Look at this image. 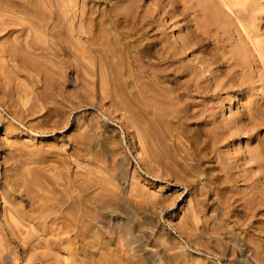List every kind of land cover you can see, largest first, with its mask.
Returning a JSON list of instances; mask_svg holds the SVG:
<instances>
[{
    "label": "rangeland",
    "instance_id": "374dc122",
    "mask_svg": "<svg viewBox=\"0 0 264 264\" xmlns=\"http://www.w3.org/2000/svg\"><path fill=\"white\" fill-rule=\"evenodd\" d=\"M16 1L0 0V264H264V215L254 222L256 238L246 237V217L236 211L232 216L222 203L229 193L230 200L245 198L254 175L264 182V164L256 166L249 160L253 151L264 150V130L240 129L256 111L258 117L254 118L264 122V0H208L215 24L206 29L199 48H182L178 55L181 64L192 68L191 76L199 79L201 94L187 102L196 103L197 111L206 108L207 114L217 113L214 122L220 121V128L222 121L227 129L234 128L228 129L232 136L226 134L212 145L207 127L218 128V122L205 127L201 120L191 118L172 122L177 127L171 130V122L159 121L157 116H165L160 114V88L174 84L169 80H173L174 70L158 82L149 71L158 69L156 56L139 54L136 46L141 41L134 43L146 38L143 45L154 39L178 44L180 36L188 32L183 21L174 23L162 15L165 22L142 39L136 24L113 20L114 13L126 10L139 18L149 16L156 8L154 0H30L38 6L37 12V6L31 10L33 5L28 10L29 0H23L28 6ZM83 28L90 31L88 36ZM116 31L119 35L113 34ZM123 35L133 45L126 48L117 40ZM84 37L99 41L90 43ZM223 50L232 51V58L241 61L239 79L246 88L240 93L225 92L218 107L210 106L213 111L209 103L216 100L212 91L219 86L202 69L199 58L223 60L225 72L240 70L236 62L227 63L229 54L221 55ZM137 59L143 71L136 69ZM114 69L121 75L118 79ZM224 75L222 80H227ZM109 76H115L118 84L114 78L111 83ZM150 84V90L155 88L156 96L160 94L157 103L155 92L149 93ZM182 100L178 101L180 107ZM149 132L154 133L153 138ZM207 143L210 145L203 150ZM155 152L157 157L161 154V161ZM228 162L235 164L228 169L229 177L223 170ZM219 170H223L221 174ZM220 192L225 198L217 197ZM41 193L48 198L42 200ZM96 196L103 200L95 201ZM45 205H55L57 211ZM74 210L86 219L82 221L81 215L78 219ZM53 211L63 218H53Z\"/></svg>",
    "mask_w": 264,
    "mask_h": 264
},
{
    "label": "bare ground",
    "instance_id": "6f19581e",
    "mask_svg": "<svg viewBox=\"0 0 264 264\" xmlns=\"http://www.w3.org/2000/svg\"><path fill=\"white\" fill-rule=\"evenodd\" d=\"M10 1H12V0H10ZM18 1V0H17ZM16 1V2H17ZM19 2V1H18ZM20 2H23V3H25L23 0L21 1L20 0ZM26 2H28V0H26ZM31 2H33V0H31ZM35 2H36V0H35ZM34 2V3H35ZM154 2H155V5H156V8H155V6H154V10L153 11H149V16H147V14H146V16H142V17H140L139 18V16H137L136 14L134 15V11L136 10H134L132 13V15H130L128 12H125L126 10H124L123 12L124 13H121V11L119 12H117V13H112L113 15H114V18L115 19H113V20H122V22H124V21H132V23L133 24H136V26H135V29H137L140 33L139 34H137L138 32H135V34H137L138 36H141V38L143 39V37H145L144 35H147L148 33H149V37L151 36V34H150V31L151 30H153L155 27H159V25H161V22H162V20L164 21V19H162L161 17H163L164 16V18H165V20H172L174 23H176V22H178V21H183V28H186L187 30H188V32L186 33V34H182L181 36H180V39H179V41H178V44L177 43H168L166 40V42L164 41V40H156V39H154V40H147L148 41V43H147V41H146V43L147 44H145L144 43V45H143V41H144V39H146V38H144L143 40H139L138 39V43H136V42H134L133 40H131V38L129 37V36H127V37H129L130 39H128L127 37H126V35L124 36V37H120V36H118V38L119 39H117V40H120V42L121 41H123V43H124V46L126 47V48H128L130 45H133L132 43L134 42L135 44H140L139 43V41H141V45H140V47H137V46H139V45H137L136 46V48H139V54H148L149 53V57L152 55V56H156V61H155V63L158 65V69L156 70V71H154V70H152V69H150L149 71H151L152 72V74L150 75L151 77H156V79H157V81L159 82H161V81H164L166 78L164 77L171 69H172V71L174 72V77H173V80H171V79H169L171 82H173L174 84H170V86L168 87V86H162V88H160V90L161 89H163L162 91H160V93L163 95H160L161 97H162V99H160V96L157 94V96H156V89L155 88H153L152 90H153V93L155 92V99H153V98H151V97H153V95H151V100L153 99L154 101L156 100V102L155 103H157L158 102V100H157V98L156 97H158L159 96V102L161 103V105H162V107L163 108H161V115H162V113L163 114H165V116L164 115H162V116H157V115H155V116H157L158 117V119L159 118H162V120H167V122H175L174 124H176V123H178V121H184V120H188V119H191V118H194V119H196L197 121L196 122H199V120H201V122L202 123H204L205 124V127L206 126H208V125H210V124H212V123H215L214 122V118H216V116H217V113L215 114V113H213V112H208V114L207 113H205L206 112V108H202L203 110H196L195 109V105H196V103L194 104L193 102H187V100L186 99H188L189 97H191V96H194V95H196V94H198V93H200L201 94V92H200V87H199V79L198 78H195V76H191V74H193V70H192V68L189 66V65H184V64H181L180 62H181V60H180V58H179V53L181 52L180 50L182 49V48H188V47H192V46H194V45H196V46H198V48L200 47V42H201V40L203 41V39H205L206 37L204 36V33L207 31L206 29L209 27V25H211V24H215V20H214V16L212 15V11H209V9L212 7L211 6V4H210V2L208 1V0H154ZM23 3H22V5H23ZM34 3L32 4L33 5V7H31L32 5H31V3H30V0H29V2L26 4H24L25 6H28L27 8H28V10H30V7H31V10L33 9V8H35L36 6L34 5ZM213 3V2H212ZM37 4V3H36ZM149 8H150V6H149ZM152 8H151V10H152ZM214 8V7H213ZM129 9V8H128ZM132 9V8H131ZM27 10V11H28ZM34 10V9H33ZM36 10H38V6H37V8H35V11ZM128 11V10H127ZM37 12V11H36ZM130 12V11H129ZM130 12V13H131ZM33 13H34V11H33ZM126 13V14H125ZM128 13V14H127ZM135 13H139V11H136ZM111 14V15H112ZM140 14V13H139ZM161 14V16H159ZM110 15V16H111ZM129 15L131 16L130 18H129ZM163 15V16H162ZM202 15H204V16H202ZM148 18V19H147ZM90 19H93V18H90ZM103 19V18H102ZM101 20V19H100ZM92 21V20H91ZM102 22H104V20H102ZM165 22V21H164ZM91 23V22H90ZM101 23V22H100ZM117 23V22H116ZM93 24V23H92ZM100 25H102V24H100ZM92 26V25H91ZM102 26H104V24L102 25ZM119 26V25H118ZM133 26V25H132ZM212 26V25H211ZM82 27H84V26H82ZM102 28V27H101ZM106 28V27H105ZM115 28H116V26H115ZM117 28H119V27H117ZM84 29V28H83ZM84 30H86V31H84V32H86L85 34H87V36L89 35L88 33L90 32H87V29H84ZM118 30V29H117ZM125 30V29H124ZM128 30V29H127ZM133 29H131V31H132ZM113 31H114V29H113ZM119 31H120V29H119ZM92 33V32H91ZM90 33V34H91ZM113 34H116V35H119V34H117V31H116V33L114 32ZM82 35H84L83 33H82ZM107 35V34H106ZM109 35V34H108ZM105 36V35H104ZM111 36V35H110ZM136 36V35H135ZM83 37V36H82ZM90 37V36H89ZM95 37H98V36H96L95 35ZM114 37V36H113ZM132 37V36H131ZM85 39H86V41H88L89 42V40H90V43L92 42V43H95L96 41H97V38H96V41L95 42H93L91 39H87L86 37H84ZM115 38V37H114ZM134 38V37H133ZM139 38V37H138ZM140 38V39H141ZM110 39V38H109ZM105 40V39H104ZM103 40V41H104ZM113 40V39H112ZM117 40H113L114 41V43H120L119 41L117 42ZM135 40V39H134ZM222 40H224V38L222 39ZM99 41V40H98ZM97 41V42H98ZM110 41V40H109ZM109 41H108V43H109ZM137 41V40H136ZM111 42L112 41H110V44H111ZM177 42V41H176ZM102 42H100V44H101ZM117 44H113V45H116L115 47H117ZM122 44V43H121ZM93 45V44H92ZM102 45H103V43H102ZM118 45H120V44H118ZM202 45V44H201ZM100 47V46H99ZM102 47V46H101ZM100 47V48H101ZM104 47V46H103ZM122 47V46H121ZM120 47V48H121ZM132 47V46H131ZM91 48V47H90ZM94 48H96V47H94ZM105 48V47H104ZM133 48V47H132ZM106 49V48H105ZM105 49H104V51H102V52H104L105 53ZM109 49V48H108ZM122 49H125V48H122ZM194 49H197V48H193V50ZM94 50V49H93ZM97 50V49H96ZM116 50H118V48L116 49ZM132 50V49H131ZM135 50V49H134ZM133 50V51H134ZM108 51V50H107ZM109 51H110V49H109ZM108 51V52H109ZM125 51H126V49H125ZM124 50H123V52H125ZM136 51V50H135ZM196 51V50H195ZM111 53L110 54H112L113 52L112 51H110ZM118 52H121V50L120 51H118ZM129 52V51H128ZM131 53H132V51H130ZM138 52V51H137ZM94 53H97V52H95V50H94ZM107 53V52H106ZM130 53V54H131ZM226 53H227V55H226ZM98 54V53H97ZM118 54V53H117ZM129 54V53H128ZM129 54V55H130ZM228 54H229V56H228ZM108 55H109V53H108ZM113 55V54H112ZM127 55V54H126ZM128 55V56H129ZM132 55V54H131ZM133 55H135L134 53H133ZM221 55H226V56H228V61H227V63H229L230 65L231 64H234V62H236V64L235 65H239L240 67H241V69L239 70L238 68H237V70H232V69H230V70H227V72H225V70H223V69H221L222 68V66H223V60H219V59H213L212 57H211V59L209 58V59H207L206 57L204 58V57H201V58H199L200 59V61H201V63H202V65H203V67H202V69H204V70H208L210 73H211V79H214V81H216L218 84V86L219 87H217V88H219V90H216V89H214L215 91H212L215 95H217V97L215 98L216 100H212L213 102H211V103H209L210 105H209V107L210 106H212V108L214 107V108H216L215 107V105L216 104H219L218 102L222 99V95L226 92V94H227V92L229 91V92H238V93H240V92H242V91H244V89L246 88L244 85H245V81H243V80H241V79H239V77L241 78V71L243 70V66H242V63H241V61L240 60H235V59H233L232 57H234V55H233V52L231 51H222L221 52ZM116 56V55H115ZM122 56V55H121ZM136 56V55H135ZM141 56V55H140ZM98 57L100 58V56L98 55ZM104 57V56H103ZM102 57V58H103ZM107 59H108V57L109 56H105ZM133 57V62H134V59L137 57H134V56H132ZM110 58V57H109ZM113 58H115L114 57V55H113ZM113 58H111L110 60L112 61V59ZM119 58H120V56H119ZM126 57H125V55H124V61L125 60H127V59H125ZM137 58H139L140 59V57L138 56ZM101 59V58H100ZM104 59V58H103ZM118 59V58H117ZM121 59V58H120ZM120 59L118 60L119 62H122V61H120ZM131 59V58H130ZM105 60V59H104ZM109 60V61H110ZM113 60H115V59H113ZM107 61V60H106ZM105 61V62H106ZM110 61V62H111ZM117 61V60H116ZM117 61V62H118ZM136 61V63H137V61H139L138 59L137 60H135ZM113 63H114V61H112ZM111 62V63H112ZM119 62H118V64H119ZM133 62H131V64L133 65V66H135V64H133ZM109 63V62H108ZM112 63V64H113ZM128 64H126V63H124V65L126 64V66H125V68L127 67V65H129V62H127ZM120 64H123V63H120ZM222 64V65H221ZM111 65V64H110ZM114 65V64H113ZM113 65H111V66H113ZM115 65H116V67H118L117 66V63H115ZM137 65L138 66H136L137 68V70L138 69H140V70H142L143 71V68L144 67H142V64L140 65V63L138 64L137 63ZM122 66V65H121ZM142 68H141V67ZM108 67H109V64H108ZM130 67V66H129ZM128 67V68H129ZM113 68H114V66H113ZM110 69V68H109ZM117 69H119L118 71L120 72H118L119 74H121V70H120V68H117ZM117 69H114V70H116V73H117ZM113 70V73L115 72ZM129 70L131 71V68H129ZM111 71H112V69H111ZM127 71V70H126ZM141 71V72H142ZM203 71V70H202ZM127 72H129V71H127ZM112 73V72H111ZM115 73V74H116ZM116 74V75H118V76H116V78L117 77H120L121 75H119V74ZM126 73V72H125ZM131 73V72H130ZM143 73H145V71L143 72ZM150 74V73H149ZM227 75L228 77V79L226 80H222V77H223V75ZM127 75H129V73L127 74ZM132 74H130L129 76H131ZM224 75V76H225ZM128 76V77H129ZM110 77V76H109ZM115 77V76H114ZM113 76L112 77H110L111 78V80H110V82L112 83V78H114ZM131 77H133V76H131ZM185 77V78H184ZM225 78V77H224ZM118 79V78H117ZM219 79H221V80H219ZM135 80H138L137 78L135 79ZM135 80H133V81H135ZM154 80V79H153ZM152 79H149V82L151 81H153ZM113 81L115 82V78L113 79ZM132 81V82H133ZM167 81V80H166ZM116 82H117V84H118V80H116ZM115 82V83H116ZM156 82V81H155ZM154 82V83H155ZM158 82H156V83H158ZM131 83V82H130ZM129 83V84H130ZM134 83V82H133ZM153 83V84H154ZM155 83V84H156ZM163 83V82H162ZM114 84V83H113ZM115 86H116V84H114ZM152 84H150V86H149V93L152 91V90H150V87L152 88V86H151ZM160 85V84H159ZM230 85H232L231 87H230ZM114 86V87H115ZM226 86H229L230 88H227ZM119 86H117L116 88H118ZM153 87H154V85H153ZM161 87V86H160ZM159 87H157V89H158ZM225 89H229V90H227V91H225ZM118 91V90H117ZM116 91V92H117ZM120 91H121V89H120ZM120 91H118V93L120 92ZM150 95V94H149ZM206 95V94H205ZM208 95V94H207ZM227 98V97H226ZM182 99H185V100H182ZM228 99V98H227ZM229 99H232V98H229ZM148 100V99H147ZM152 100V101H153ZM179 100H182V102H184V105L182 106V107H180V104H178V101ZM239 101L240 100V98H237V96L235 97V101ZM209 102H210V100H208ZM181 102V101H180ZM155 103L153 104V105H155ZM205 103V105H206V103H208V102H204ZM230 103H233V101H230ZM182 104V103H181ZM202 104V103H201ZM151 105V104H150ZM204 105V106H205ZM208 105V104H207ZM160 106V105H159ZM217 106V105H216ZM218 107V106H217ZM208 108V107H207ZM210 109H211V107H210ZM158 110V109H157ZM192 110V111H191ZM209 110V109H208ZM211 110H213V109H211ZM210 110V111H211ZM256 110V107L254 108V111ZM155 111V110H154ZM159 111V110H158ZM157 111V112H158ZM189 111H191V112H189ZM213 111H215V109L213 110ZM249 112H251V111H249ZM253 112V111H252ZM251 112V113H252ZM259 113H260V111H258ZM154 113H156V111L154 112ZM257 113V111L255 112V115L258 117V113ZM248 114V113H247ZM246 114V115H247ZM253 114V115H252ZM252 114H249V116H245L246 117V119H248V126L247 125H245V124H243V126H241L242 125V120H243V118H239L238 120H239V122H241V125H239V126H241L240 127V129L241 128H247V127H249V129H247V130H249V131H262V130H264V122H258L257 120L258 119H256V118H254L255 117V115H254V113H252ZM154 116V118H156ZM165 118H164V117ZM154 118H153V120H154ZM167 118V119H166ZM157 119V120H158ZM262 119V118H261ZM152 119H151V122L153 121ZM264 120V119H263ZM155 121H156V119H155ZM159 121L161 122V120L159 119ZM245 121V120H244ZM165 121H163V124H165L164 123ZM218 122V121H217ZM216 122V123H217ZM220 122V121H219ZM219 122H218V128L217 127H215V128H213V127H211V128H209V126L207 127L208 129L207 130H209L208 131V134H207V137H208V140L209 141H212L211 142V145H212V143L214 144H218V142H219V140H221L223 137H225L224 135H228L229 133V131H228V129L230 130V128L231 129H234V128H232V127H230V128H228L227 129V124L226 123H224L223 124V122L224 121H222V128H220L219 127ZM247 122V121H246ZM155 123V122H154ZM168 123V124H169ZM215 123V124H216ZM221 123V122H220ZM156 124V123H155ZM160 124V123H159ZM162 124V125H163ZM167 124V125H168ZM225 124H226V126H225ZM152 125V124H151ZM150 125V126H151ZM161 125V124H160ZM170 126L171 125H173V123L172 124H169ZM245 125V126H244ZM154 126V125H153ZM156 126H158V125H156ZM237 126V125H236ZM155 127V126H154ZM177 127V125L175 126V125H173V129H171L172 127H169L171 130H174L175 128ZM226 127V128H225ZM186 127H184V128H182V131L185 129ZM152 129H153V127L151 128H149V130L150 131H152ZM155 129H156V127H155ZM157 130V129H156ZM176 130V129H175ZM170 131V130H169ZM169 131H168V133H169ZM185 131V130H184ZM236 131V130H235ZM152 132H154V131H152ZM150 133L151 134V137H152V135L155 133ZM187 132V131H186ZM205 132V131H204ZM167 133V134H168ZM233 133V132H232ZM232 133H230L229 134V136H232L231 134ZM157 134V131H156V133L154 134V135H156ZM170 134V133H169ZM172 134H173V132H172ZM158 135V134H157ZM156 135V136H157ZM165 134L163 133V135L162 136H164ZM171 135V134H170ZM166 136V135H165ZM154 137V136H153ZM152 137V138H153ZM169 137V136H168ZM171 137H173V136H171ZM170 137V138H171ZM206 137V138H207ZM150 138V137H149ZM194 138H197V141H199L198 140V137H194ZM196 140V139H195ZM205 140V139H204ZM197 141H194L195 143L197 142ZM208 142V141H207ZM222 142V141H221ZM198 143L199 142H197V145H198ZM209 143V142H208ZM206 144V147L204 146L203 147V150H204V148H208V145H210V144ZM201 145V144H200ZM166 146V145H165ZM174 147V146H173ZM178 146H176V147H174V149L176 150V148H177ZM213 148H214V146H213ZM202 149V148H201ZM216 149V148H215ZM178 150V149H177ZM253 150V149H252ZM255 150V149H254ZM211 151V150H210ZM214 151V150H213ZM216 151V150H215ZM214 151V152H215ZM251 151V150H250ZM156 152H158V151H156ZM156 152L154 153V156H155V154H156ZM159 153H160V151H159ZM158 153V157L157 156H155L156 157V159L158 160V161H161L160 159H159V155H161V154H159ZM162 153V152H161ZM251 152H249V154H250ZM262 153H264V150L263 149H261V150H255V151H253L252 152V154H250V157H249V160L250 159H253L254 161L253 162H255V164H256V166H260V164H264V157H263V154ZM157 155V154H156ZM186 155H187V153H186ZM186 155H184L183 157H185ZM200 155V154H199ZM207 155H210V152H208V154ZM206 155V156H207ZM140 157H142V155L140 154L139 155ZM201 156V155H200ZM181 158L182 159V161H183V159H185L186 157H189V154H188V156H186L185 158ZM161 158V157H160ZM175 159V157H173V156H171V159ZM214 158H215V156H214ZM198 159V158H197ZM206 159V158H205ZM204 159V160H205ZM190 160H191V158H190ZM194 160H195V158H194ZM198 160H200V159H198ZM203 160V159H202ZM201 160V161H202ZM212 161H213V158L211 159ZM215 160V159H214ZM184 161H186V160H184ZM206 161V160H205ZM210 161V160H209ZM212 161H210V162H212ZM215 161H217V158H216V160ZM219 161V160H218ZM251 161V160H250ZM259 161V162H258ZM176 162V161H175ZM178 162V161H177ZM188 163V162H187ZM192 163V162H191ZM190 163V164H191ZM202 163V162H201ZM206 163V162H205ZM205 163L203 164V166L205 165ZM219 163H222V162H219ZM218 163V164H219ZM228 163H230V162H228ZM233 163V164H232ZM232 163H230V165H229V167H224L223 166V164H225V162H223V164H221L222 166H223V170H226L225 171V175L227 176V177H229L228 175H229V173H228V171H230V170H228L229 168H233L234 166H235V164H234V162H232ZM260 163V164H259ZM180 164H182V163H180ZM186 164V163H185ZM194 164V166H195V163H193ZM193 164H191L192 166H193ZM197 164V163H196ZM227 164V163H226ZM226 164H225V166H226ZM259 164V165H258ZM221 165H219V167L221 166ZM188 166H189V163H188ZM233 166V167H232ZM212 167L213 166H211V170H212ZM263 167V166H262ZM193 167H191V169H192ZM206 168H207V166H206ZM222 168L220 167V170H221ZM206 170V169H205ZM204 170V171H205ZM208 170V169H207ZM206 170V171H207ZM219 170V171H220ZM222 170V171H223ZM192 171V170H191ZM222 171H220V174L222 173ZM196 172V171H195ZM202 171H200V173H201ZM208 172V171H207ZM212 172H213V170H212ZM212 172H210V173H212ZM216 172V171H215ZM232 172V171H231ZM219 173V172H218ZM204 174H205V172H204ZM264 174V173H263ZM195 175H193L192 177H194ZM197 176V175H196ZM206 176V175H205ZM211 176H213L214 177V174L212 173L211 174ZM252 176V175H251ZM217 177V176H216ZM218 177H219V175H218ZM218 177L216 178V179H218ZM232 177H233V175H232ZM254 177H256L255 175L252 177V180H253V182L251 183V184H247L248 186H247V189H249V190H247L248 191V193H246V195H245V198L244 197H240L241 199H232L231 198V200H230V193L228 192V191H226L225 193L227 194V192L229 193L228 194V196L229 197H227V200L225 199V201H222V203H223V205L226 207V208H228L229 209V211L232 213V216H233V211H236V212H238L236 215H238V214H242V216L243 217H246V220H245V222L243 221V224L244 225H246L247 226V235H246V237L247 236H249V237H251L253 234H252V228H253V225H255L254 224V222L256 223V221L257 220H260V219H263L262 218V216H260L261 214L262 215H264L263 213H264V186L262 185V184H264V182H261V180H260V178L258 177V178H256V179H254ZM260 177H262V176H260ZM264 177V176H263ZM201 178V177H200ZM231 179V178H230ZM251 179V178H250ZM219 181H220V179H218ZM225 180V179H224ZM223 180V181H224ZM247 180H249V179H247ZM259 180H260V182H259ZM228 181H229V179H228ZM227 181V182H228ZM32 182V181H31ZM222 182V181H221ZM225 182L226 181H224V182H222V183H224L225 184ZM230 183H233L234 181H232L231 182V180L229 181ZM33 183V182H32ZM189 183H191V182H189ZM218 183H220V182H218ZM186 184V183H185ZM227 184V183H226ZM31 185H34L35 186V184H31ZM30 185V186H31ZM189 185V184H188ZM232 185V184H231ZM224 186H226V185H223V187ZM218 187V186H217ZM228 187H229V185H228ZM231 187H233V186H231ZM222 189V188H221ZM220 189V190H221ZM224 189V188H223ZM229 189V188H228ZM234 190H235V188H233ZM236 189H238V188H236ZM226 190V189H225ZM224 190V191H225ZM232 190V189H231ZM230 189H229V191H231ZM233 190V191H234ZM262 190V191H261ZM40 191V190H39ZM222 191V190H221ZM232 191V192H233ZM236 191V190H235ZM235 191L233 192V193H235ZM44 192V191H43ZM223 192V191H222ZM222 192H220L221 193V196L220 195H218L217 197L219 198V197H223L224 196V198H225V195H224V193H222ZM45 193V192H44ZM43 193V194H44ZM243 193V192H242ZM36 194H37V196L39 197V195H38V192H36ZM42 194V193H41ZM42 194V195H43ZM216 194H217V192H216ZM41 195V196H42ZM231 195H232V193H231ZM234 195V194H233ZM232 195V196H233ZM41 196H40V198H41ZM249 196V197H248ZM43 198H42V200L45 198V197H47V196H42ZM215 197V196H214ZM217 197H215V198H217ZM235 198H236V196H234ZM39 198V199H40ZM48 198V197H47ZM79 198V197H78ZM96 198H97V196L95 197V201H99V199L101 200H103V198L101 197V198H97L98 200H96ZM105 198H107V197H104V200H106ZM223 198V199H224ZM229 198V199H228ZM41 200V201H42ZM45 200H49V199H45ZM110 200H112V198L110 199ZM240 200H242L241 202H240ZM50 202H51V200H49ZM48 201V202H49ZM91 202L93 201V200H90ZM48 202H44L45 204L46 203H48ZM104 202H107V200L106 201H104ZM52 203V202H51ZM96 203H98V202H96ZM99 203H100V201H99ZM98 203V204H99ZM103 202L101 201V204H102ZM91 204V203H90ZM89 204V205H90ZM97 204V205H98ZM44 205V204H43ZM94 205H96V204H94ZM41 206H42V203H41ZM46 206V207H45ZM45 206H43V207H45V208H47V207H50L49 205L47 206V205H45ZM82 206V205H81ZM92 206V205H91ZM57 207V206H56ZM98 207V206H97ZM96 207V208H97ZM222 207V206H221ZM51 208V207H50ZM48 209L49 211H52V210H55V205H54V207L52 206V210L51 209ZM79 208V207H78ZM91 208V207H90ZM96 208L94 207V208H92V209H94L95 211H97L96 210ZM223 208V207H222ZM225 208V209H226ZM57 209V208H56ZM224 209V208H223ZM225 209H224V211L223 212H225ZM80 210V209H79ZM84 210V209H83ZM57 210H55V212H56ZM227 211V210H226ZM55 212L53 211V213L55 214ZM74 212H77L76 210H74L73 211V215L75 216H77V214H74ZM84 212H85V215H87L86 214V211L84 210ZM235 212V213H236ZM49 213H51L52 214V212H49ZM49 213H48V215H49ZM83 213V212H82ZM80 214V213H79ZM224 214V213H223ZM228 213H226V215H227ZM72 214H71V216H70V218H72V216H73ZM81 215V214H80ZM79 215V216H80ZM84 215V214H83ZM97 215H99V216H101L100 214H97ZM230 215V214H229ZM234 216V217H236V220H238V216ZM59 216H61L62 217V215H59ZM58 212L54 215V216H52L53 218H55V219H57L58 217ZM73 216V217H74ZM79 216H77L78 217V219H79ZM95 216H96V214H95ZM94 216V217H95ZM60 217V218H61ZM80 217H82V221H83V219H86V218H83V216L81 215ZM97 217V219L99 220V217L98 216H96ZM63 218V217H62ZM240 218V217H239ZM59 219V218H58ZM69 219V218H68ZM74 219V220H73ZM75 219H76V221H75ZM81 219V218H80ZM64 220V219H63ZM72 222H74V223H76L77 222V218H72ZM102 220V219H101ZM101 220H99L100 222H101ZM70 221H71V219H69V223H68V225L69 224H71L70 223ZM79 222V221H78ZM94 222V221H93ZM239 222V221H238ZM238 222H236V223H238ZM242 223V221L240 222V224ZM79 224L80 225H82L83 223H80L79 222ZM78 224V225H79ZM96 224V223H95ZM243 224H242V226H243ZM74 224H72V226H73ZM71 226V225H70ZM76 226V225H75ZM93 226V225H92ZM235 226V225H234ZM256 227V226H255ZM255 229H257V228H255ZM263 231V230H262ZM262 231H260V233L262 232ZM256 232V231H255ZM255 234V236L253 235V238H256V233H254ZM259 234V233H258ZM263 234H264V232H263ZM239 235V234H238ZM259 235H261V234H259ZM239 236H242L241 234L239 235ZM244 237V236H243ZM248 237V240L250 239ZM261 237H263L262 235H261ZM260 237V238H261ZM238 238H240V237H238ZM253 238H251V239H253ZM250 239V240H251ZM262 239V238H261ZM260 239V240H261ZM263 239H264V237H263ZM255 240V239H254ZM253 240V241H254ZM246 241H247V239H246ZM255 241H258V238L255 240ZM252 243V242H251ZM241 244V243H240ZM257 248H259V247H257ZM243 250V249H242ZM260 251V250H259ZM261 253V252H260ZM264 253V252H263ZM150 257H153V256H150ZM154 258V257H153ZM242 257H240V259H241ZM243 258H244V256H243ZM248 258V257H247ZM148 259H150V258H148ZM245 260H246V258H245ZM248 260V259H247ZM246 260V261H247ZM251 260V259H250ZM152 261V260H151ZM154 261V260H153ZM152 261V262H153ZM158 261V260H157ZM243 261V260H242ZM249 261V260H248ZM150 263V262H149ZM159 263V262H158ZM245 263V262H244ZM151 264V263H150ZM160 264V263H159Z\"/></svg>",
    "mask_w": 264,
    "mask_h": 264
}]
</instances>
